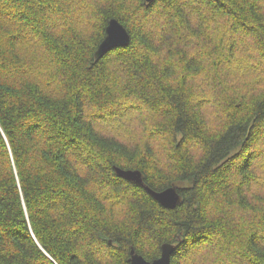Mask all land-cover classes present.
Segmentation results:
<instances>
[{
	"label": "trees",
	"instance_id": "16d2710c",
	"mask_svg": "<svg viewBox=\"0 0 264 264\" xmlns=\"http://www.w3.org/2000/svg\"><path fill=\"white\" fill-rule=\"evenodd\" d=\"M262 158L264 0H0V264H264Z\"/></svg>",
	"mask_w": 264,
	"mask_h": 264
},
{
	"label": "water",
	"instance_id": "95a60500",
	"mask_svg": "<svg viewBox=\"0 0 264 264\" xmlns=\"http://www.w3.org/2000/svg\"><path fill=\"white\" fill-rule=\"evenodd\" d=\"M146 1L150 2L151 0ZM129 40V34L121 23L115 19L108 20L105 27L103 40L100 42L94 52L95 60L99 59L113 47L126 46L129 43ZM114 169L119 177L144 188L145 191L163 207L174 208L179 204L180 196L178 195L175 186H170L160 191H154L144 185L142 174L139 171L124 170L117 167ZM173 250L174 246L172 244L163 243L160 245V257L152 261H147L141 255L136 253L133 247H130L128 262L130 264H169L170 254L173 252Z\"/></svg>",
	"mask_w": 264,
	"mask_h": 264
},
{
	"label": "bare ground",
	"instance_id": "6f19581e",
	"mask_svg": "<svg viewBox=\"0 0 264 264\" xmlns=\"http://www.w3.org/2000/svg\"><path fill=\"white\" fill-rule=\"evenodd\" d=\"M111 19H115V20H117L116 18H111ZM109 20H110V19H109ZM117 21H118V20H117ZM118 22H119V21H118ZM119 23H120V22H119ZM125 29H126V28H125ZM126 31H127V29H126ZM127 33H128V31H127ZM128 34H129V33H128ZM129 38H130V34H129ZM102 40H103V39H102ZM102 40H101V41H102ZM129 43H130V40H129ZM129 43H128V44H129ZM99 44H100V43H99ZM128 44H127V45H128ZM127 45H126V46H127ZM97 47H98V46H97ZM119 47H125V46H119ZM113 48H118V47H113ZM113 48H111V49H113ZM96 49H97V48H96ZM111 49H110V50H111ZM110 50H109V51H110ZM109 51H107V52H109ZM107 52H106V53H107ZM106 53H105V54H106ZM105 54H104V55H105ZM104 55H102L101 57H103ZM101 57H100V58H101ZM100 58H99V59H100ZM94 60H95V58H94ZM97 60H98V59H97ZM110 242H111V241H110ZM131 247H132V246H131ZM133 249H134V248H133ZM134 250H135V249H134ZM135 252L137 253L136 250H135ZM138 254H139V253H138ZM139 255H140V254H139ZM170 255H171V254H170ZM128 258H129V257H128ZM156 259H157V258H156ZM169 261H170V260H169Z\"/></svg>",
	"mask_w": 264,
	"mask_h": 264
},
{
	"label": "flooded vegetation",
	"instance_id": "af4514ba",
	"mask_svg": "<svg viewBox=\"0 0 264 264\" xmlns=\"http://www.w3.org/2000/svg\"><path fill=\"white\" fill-rule=\"evenodd\" d=\"M138 253V252H137ZM160 254H161V252H160V247H159V254L157 255V256H154V257H152V258H146L144 255H142V254H140L145 260H147V261H152V260H154V259H156V258H158V257H160ZM171 256V255H170ZM170 262V261H169Z\"/></svg>",
	"mask_w": 264,
	"mask_h": 264
},
{
	"label": "rangeland",
	"instance_id": "374dc122",
	"mask_svg": "<svg viewBox=\"0 0 264 264\" xmlns=\"http://www.w3.org/2000/svg\"><path fill=\"white\" fill-rule=\"evenodd\" d=\"M240 36L239 35H237L236 36V38H239ZM246 41V40H245ZM209 98V97H208ZM260 161L263 163L264 162V159L262 158V159H260Z\"/></svg>",
	"mask_w": 264,
	"mask_h": 264
}]
</instances>
